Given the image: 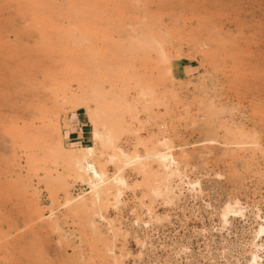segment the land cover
<instances>
[{"label":"rangeland","instance_id":"1","mask_svg":"<svg viewBox=\"0 0 264 264\" xmlns=\"http://www.w3.org/2000/svg\"><path fill=\"white\" fill-rule=\"evenodd\" d=\"M0 264H264V0H0Z\"/></svg>","mask_w":264,"mask_h":264},{"label":"bare ground","instance_id":"2","mask_svg":"<svg viewBox=\"0 0 264 264\" xmlns=\"http://www.w3.org/2000/svg\"><path fill=\"white\" fill-rule=\"evenodd\" d=\"M5 36V35H4ZM6 38V37H5ZM54 45H52V47L50 46V48L47 46V48L48 49H45L46 48V46H45V48L43 47L42 49L43 50H38V49H36V50H38V52H39V56H38V54L36 53V54H34L33 53V56L34 55H36L37 57H38V59L40 58V60L42 59H45V61L47 62V60L49 61V62H47V63H49V67H48V69L46 70V72H43V74L41 73L40 74V76H33V77H30V79L29 78H26L28 81L30 80V81H32V82H34V81H36L37 79H38V81H39V79H40V81H42L41 83H43V82H45L46 80L48 81V79L49 78H54V77H59L60 78V76H58L59 75V73H61V72H59V73H57L56 71H59V70H63L64 69V67L66 66V63H67V61L70 59V58H73L74 57V59H75V54H73V52H66V53H64L65 52V50L67 51V48L65 47V49L63 48L64 46L63 45H61L62 46V48H61V46L58 44V46H60V47H57V45L56 46H54ZM35 50H33L32 52H34ZM54 52V53H53ZM73 56H71L70 54ZM53 54V55H52ZM56 54V55H55ZM67 54V55H66ZM80 53H77V55L76 56H78ZM52 57H51V56ZM70 55V56H69ZM34 58V60H36L37 58L36 57H33ZM36 58V59H35ZM76 58H79V57H76ZM132 58V57H131ZM132 59H134V58H132ZM71 60V59H70ZM132 62H134V61H132ZM124 63V62H123ZM125 64V63H124ZM118 65V64H117ZM126 65V64H125ZM133 65H134V63H133ZM129 66V65H128ZM106 67V66H105ZM113 67V66H112ZM116 67V66H115ZM122 68V67H121ZM121 68H119V70L121 69ZM124 68H126V67H124ZM135 69L133 66H130V68H128V69ZM101 69V66H95V65H93V66H91V68H90V72H89V75H96L97 74V71H99ZM128 69H127V71H128ZM102 70H103V68H102ZM124 71H125V69H124ZM126 71V72H127ZM132 71V70H131ZM129 72V71H128ZM124 73V72H123ZM62 74V73H61ZM63 75V74H62ZM61 75V76H62ZM51 78V79H52ZM35 79V80H34ZM55 79V78H54ZM53 79V80H54ZM57 79V78H56ZM38 81H36V82H38ZM39 81V82H40ZM38 82V83H39ZM29 83H31V82H29ZM111 87H113V85L111 86ZM82 106H83V108H85V110L90 114V117H91V121H93L92 123L94 124V115H93V109H92V106H91V104L89 103V102H83L82 103ZM95 125V124H94ZM96 127V130H94L95 131V138L96 139H99V137H100V134H99V132H98V130H97V125L95 126ZM145 130V127L144 126H142V127H136V128H134L133 130H132V133L134 134V135H138V134H140L141 132H143ZM102 136V135H101ZM101 139V138H100ZM69 142L67 141V142H64V143H61L60 144V146H59V149L60 150H65L66 148H67V146H69ZM94 148H92V147H87V148H85L84 149V151H85V153H86V155L87 156H89L90 154H92L94 151ZM75 163V166H76V173H78L79 175V177H81V179H82V173H85V172H88L89 174H91L92 175V177H95L96 179L98 178V179H100V181H102V176H101V174L99 173V171L97 170V168L93 165V164H88L87 166H83L82 164H81V160L80 159H76V161H74ZM82 174V175H81ZM84 180V179H83ZM21 216V215H20ZM19 216V218L17 219L16 218V221H21V218H23V217H20ZM41 218V217H40Z\"/></svg>","mask_w":264,"mask_h":264},{"label":"crops","instance_id":"3","mask_svg":"<svg viewBox=\"0 0 264 264\" xmlns=\"http://www.w3.org/2000/svg\"><path fill=\"white\" fill-rule=\"evenodd\" d=\"M182 68H183V70L185 69V67H182ZM75 122H79V124H80L79 117H77V118L75 119ZM85 125H86V124L81 123L79 129L76 130L77 137H76V138H73V139H70V140H75L76 142H74V143H76V144L85 143V142H86V139H88V137H86L87 133H86V132L84 131V129H83V127H84ZM79 140H80V141H79ZM74 143H73V144H74Z\"/></svg>","mask_w":264,"mask_h":264}]
</instances>
